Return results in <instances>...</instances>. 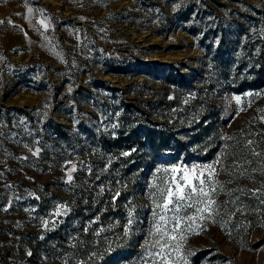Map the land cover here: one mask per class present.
<instances>
[{
  "label": "rangeland",
  "instance_id": "1",
  "mask_svg": "<svg viewBox=\"0 0 264 264\" xmlns=\"http://www.w3.org/2000/svg\"><path fill=\"white\" fill-rule=\"evenodd\" d=\"M205 165L178 264H264V0H0V264H159L153 194Z\"/></svg>",
  "mask_w": 264,
  "mask_h": 264
},
{
  "label": "snow or ice",
  "instance_id": "2",
  "mask_svg": "<svg viewBox=\"0 0 264 264\" xmlns=\"http://www.w3.org/2000/svg\"><path fill=\"white\" fill-rule=\"evenodd\" d=\"M28 11L31 12L32 9L29 8ZM40 23L44 24V21ZM44 27L46 28L47 24H44ZM236 99L239 102L240 97ZM72 171H75V165L68 173L69 181L72 179ZM170 171L174 175L170 177L166 187L153 194L155 208L152 235L158 239L151 246L159 249L154 253L159 258V264H178V260L183 259L182 244L179 241L185 239L186 232L193 231L189 222L211 219L215 205V200L211 198V193L216 190L215 184L212 183L215 174L213 165L203 166L198 174L196 168L188 170L173 167ZM173 255L177 258L175 261L171 259Z\"/></svg>",
  "mask_w": 264,
  "mask_h": 264
},
{
  "label": "trees",
  "instance_id": "3",
  "mask_svg": "<svg viewBox=\"0 0 264 264\" xmlns=\"http://www.w3.org/2000/svg\"><path fill=\"white\" fill-rule=\"evenodd\" d=\"M159 137H158V140H159V142H158V144L160 143V144H164L165 143V139H164V137H163V133L161 132V134H159L158 135ZM133 136H132V134H130V135H128L127 136V138H126V142L127 143H129V141H130V139L132 138ZM154 136L152 135V134H150L147 138L149 139V143H151V144H153V138ZM125 142V143H126ZM119 143H120V141H119ZM141 167V166H140Z\"/></svg>",
  "mask_w": 264,
  "mask_h": 264
}]
</instances>
